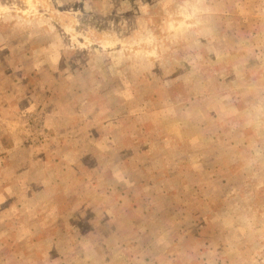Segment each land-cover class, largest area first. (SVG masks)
<instances>
[{"label": "rangeland", "instance_id": "obj_1", "mask_svg": "<svg viewBox=\"0 0 264 264\" xmlns=\"http://www.w3.org/2000/svg\"><path fill=\"white\" fill-rule=\"evenodd\" d=\"M0 264H264V0H0Z\"/></svg>", "mask_w": 264, "mask_h": 264}]
</instances>
